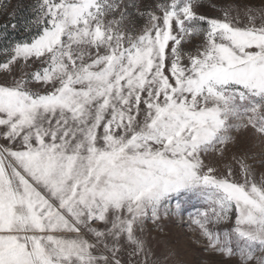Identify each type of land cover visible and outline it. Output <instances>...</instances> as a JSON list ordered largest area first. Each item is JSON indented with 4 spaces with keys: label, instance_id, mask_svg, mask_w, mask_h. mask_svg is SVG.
Instances as JSON below:
<instances>
[{
    "label": "snow or ice",
    "instance_id": "1",
    "mask_svg": "<svg viewBox=\"0 0 264 264\" xmlns=\"http://www.w3.org/2000/svg\"><path fill=\"white\" fill-rule=\"evenodd\" d=\"M197 3L37 0L0 61V264H182L146 229L194 199V243L264 264L255 157L233 154L223 175L206 162L234 132L264 144V6L212 18Z\"/></svg>",
    "mask_w": 264,
    "mask_h": 264
},
{
    "label": "rangeland",
    "instance_id": "2",
    "mask_svg": "<svg viewBox=\"0 0 264 264\" xmlns=\"http://www.w3.org/2000/svg\"><path fill=\"white\" fill-rule=\"evenodd\" d=\"M16 1V5L21 1L23 4L31 3V15L34 0H3L7 3V8L0 12V17L7 12L8 6ZM133 3L139 6L141 11L151 10L152 6L159 2V0H132ZM15 4V3H14ZM244 4H249L252 7L259 9L264 6V0H198L196 10L202 15H206L212 18H222L221 9L237 6H243ZM135 13V9H131ZM137 27L142 28L145 20L140 18L138 15ZM246 23V21H242ZM257 24L261 23L259 19L256 21ZM201 42V37H196L192 41V44L186 45V50H194V45H198ZM4 49V48H3ZM4 59L2 50L0 51V61ZM5 82V77L0 74V83ZM39 89V85L33 86ZM235 137V144L230 146L228 152L223 158L217 157L215 155L207 158L208 163H211L217 168V174L223 175L227 172V166L231 165L234 172H238V166L232 159L233 154L239 156L244 152L250 153L255 159L250 160L249 163L253 164L255 171V178L259 182L264 179V167L261 166V159H264V144L254 138L251 130H241L238 133H233ZM236 179H240L239 175ZM192 204L199 208L206 207L205 204L198 200H193ZM196 207L187 206V210L184 213L183 218L171 217L168 219H163L159 222V227L154 224H148L146 229V235L150 246L158 253L164 254L169 250H174L178 255L177 259L182 261V264H237L235 260L232 261H222L219 256H214L209 253H205L201 245L194 243L196 234L189 230L188 224V214L189 212H195ZM230 224H224L220 227L227 228ZM259 255V253L257 254Z\"/></svg>",
    "mask_w": 264,
    "mask_h": 264
},
{
    "label": "trees",
    "instance_id": "3",
    "mask_svg": "<svg viewBox=\"0 0 264 264\" xmlns=\"http://www.w3.org/2000/svg\"><path fill=\"white\" fill-rule=\"evenodd\" d=\"M34 1L36 3L37 0ZM12 13H14V19L9 18ZM31 16V3L23 4L21 1L16 5L15 1L8 6L7 12L0 17V51L6 48L10 42L23 40L29 37L30 34L24 29ZM11 23H16L17 28L13 30L11 27H8L7 31H5L3 26L6 24L10 25Z\"/></svg>",
    "mask_w": 264,
    "mask_h": 264
}]
</instances>
